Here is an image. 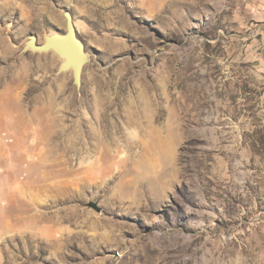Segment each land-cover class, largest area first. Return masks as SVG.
Returning a JSON list of instances; mask_svg holds the SVG:
<instances>
[{
    "label": "rangeland",
    "instance_id": "374dc122",
    "mask_svg": "<svg viewBox=\"0 0 264 264\" xmlns=\"http://www.w3.org/2000/svg\"><path fill=\"white\" fill-rule=\"evenodd\" d=\"M0 264H264V0H0Z\"/></svg>",
    "mask_w": 264,
    "mask_h": 264
},
{
    "label": "water",
    "instance_id": "95a60500",
    "mask_svg": "<svg viewBox=\"0 0 264 264\" xmlns=\"http://www.w3.org/2000/svg\"><path fill=\"white\" fill-rule=\"evenodd\" d=\"M64 17L65 30L63 32L44 34V40L40 44L36 43V37L31 35L26 39L22 50L29 48L32 51H45L51 48V51L60 59L58 71L70 69L73 82L79 87L81 85L82 70L84 65L89 61V56L85 50L83 41L77 35L72 15L69 11H64ZM67 44L70 47H67ZM89 205L98 210L94 203H90Z\"/></svg>",
    "mask_w": 264,
    "mask_h": 264
},
{
    "label": "bare ground",
    "instance_id": "6f19581e",
    "mask_svg": "<svg viewBox=\"0 0 264 264\" xmlns=\"http://www.w3.org/2000/svg\"><path fill=\"white\" fill-rule=\"evenodd\" d=\"M132 26H133V25H132ZM133 29H134V28H133ZM65 41H66V42H69L68 40H65ZM66 46H67V47H70V45H69V44H67Z\"/></svg>",
    "mask_w": 264,
    "mask_h": 264
}]
</instances>
